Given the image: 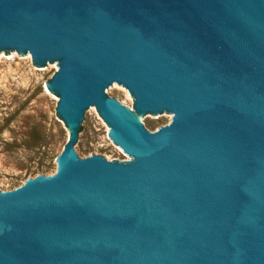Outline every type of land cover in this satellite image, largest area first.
Returning a JSON list of instances; mask_svg holds the SVG:
<instances>
[{
    "label": "water",
    "instance_id": "1",
    "mask_svg": "<svg viewBox=\"0 0 264 264\" xmlns=\"http://www.w3.org/2000/svg\"><path fill=\"white\" fill-rule=\"evenodd\" d=\"M59 65L73 129L98 109L128 162L0 190V264H264V0H0V53ZM135 110L173 114L152 132Z\"/></svg>",
    "mask_w": 264,
    "mask_h": 264
},
{
    "label": "rangeland",
    "instance_id": "2",
    "mask_svg": "<svg viewBox=\"0 0 264 264\" xmlns=\"http://www.w3.org/2000/svg\"><path fill=\"white\" fill-rule=\"evenodd\" d=\"M59 65L40 67L32 55L0 53V190H13L29 179L58 172V159L74 130L75 150L81 158L102 155L110 161L134 159L111 136V126L97 109L83 127L73 129L60 116V97L49 87ZM48 86V88H47ZM110 97L135 113V98L117 86ZM142 115V114H141ZM142 123L158 131L173 114L148 118Z\"/></svg>",
    "mask_w": 264,
    "mask_h": 264
},
{
    "label": "bare ground",
    "instance_id": "3",
    "mask_svg": "<svg viewBox=\"0 0 264 264\" xmlns=\"http://www.w3.org/2000/svg\"><path fill=\"white\" fill-rule=\"evenodd\" d=\"M47 88H48V86H47ZM129 110H131V111H133L131 108H129ZM143 115V114H142ZM141 114H135V119L137 120V121H140V122H142V119H143V116H142Z\"/></svg>",
    "mask_w": 264,
    "mask_h": 264
}]
</instances>
